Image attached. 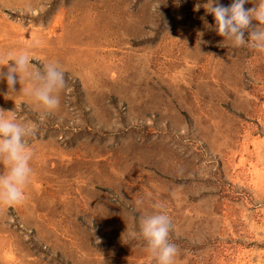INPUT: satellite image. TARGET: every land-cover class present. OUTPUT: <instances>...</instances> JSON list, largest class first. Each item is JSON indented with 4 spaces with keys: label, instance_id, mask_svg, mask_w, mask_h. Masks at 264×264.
<instances>
[{
    "label": "rangeland",
    "instance_id": "1",
    "mask_svg": "<svg viewBox=\"0 0 264 264\" xmlns=\"http://www.w3.org/2000/svg\"><path fill=\"white\" fill-rule=\"evenodd\" d=\"M203 2L0 0V71L27 47L66 80L54 110L0 80V108L34 130L25 199L0 202V264H155L138 223L155 203L174 264H264V53Z\"/></svg>",
    "mask_w": 264,
    "mask_h": 264
},
{
    "label": "clouds",
    "instance_id": "2",
    "mask_svg": "<svg viewBox=\"0 0 264 264\" xmlns=\"http://www.w3.org/2000/svg\"><path fill=\"white\" fill-rule=\"evenodd\" d=\"M248 2L231 0L225 6L221 0H204L202 6L214 16V27L219 35L230 39L237 47L247 46L264 53V0H254V7H246ZM253 21L258 22L254 27ZM4 58L8 60L7 71H0V80L7 81L9 91L15 90L17 80L24 79L29 93L46 109L54 110L59 106V92L66 80L57 63H43V68L38 67L27 47L10 50ZM10 112L0 108V162L6 166V170L0 172V202L9 205L25 199L26 186L32 179L33 152L26 138L34 131L30 123L8 115ZM153 208L157 211L139 217V234L146 241L155 264H174L178 248L169 239L173 228L171 218L163 203H155Z\"/></svg>",
    "mask_w": 264,
    "mask_h": 264
}]
</instances>
